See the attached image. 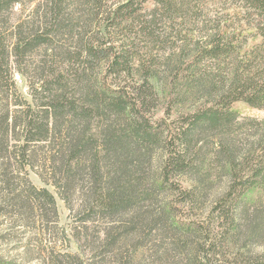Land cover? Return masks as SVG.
Listing matches in <instances>:
<instances>
[{"label": "trees", "instance_id": "1", "mask_svg": "<svg viewBox=\"0 0 264 264\" xmlns=\"http://www.w3.org/2000/svg\"><path fill=\"white\" fill-rule=\"evenodd\" d=\"M28 1L0 0V20H9L15 7L25 10ZM208 2L231 13H201ZM65 4L33 0L26 14L42 19L35 21L36 28H30L29 18L11 24L7 57L20 62L34 47L46 52L57 31L49 29L50 19L69 14ZM248 8L257 20L246 17ZM80 11L89 20L83 18L84 27L94 20L92 31L55 67L52 61L46 65V59L37 63L43 76L35 91L47 94H32L23 110L30 118L21 125L26 126L21 158L30 161L34 155L29 142L46 141L67 111L70 122L81 127H69L60 142L67 151L60 155L62 168L66 174L76 171L83 151L89 154L93 176L99 168L98 145L93 151L90 146L94 117L104 123L100 146L106 160L159 151L152 177V186L166 195L159 214L191 239L189 264H264V251H251L253 244L264 242V116L250 120L257 133L243 147L230 134L239 124L237 102L264 109V0H86ZM75 61L84 75L90 71L87 90L77 97L67 90L71 75H76V70L71 72ZM32 105L40 107V114L33 113ZM11 117L14 129L17 115ZM3 118L6 160L2 157L0 167L4 165L2 181L9 182L8 111ZM212 135L217 148L204 154L200 142ZM131 162L139 164L138 157ZM49 163L54 165V156ZM213 172L225 176L226 185L207 202ZM99 189L94 207L114 211L128 205V185ZM30 191L36 194L34 188ZM41 193L54 202L48 190Z\"/></svg>", "mask_w": 264, "mask_h": 264}, {"label": "rangeland", "instance_id": "2", "mask_svg": "<svg viewBox=\"0 0 264 264\" xmlns=\"http://www.w3.org/2000/svg\"><path fill=\"white\" fill-rule=\"evenodd\" d=\"M85 1L65 0L64 12L69 14H58L55 20L50 19L49 29L57 31L46 45L47 51L34 47L20 62L14 61L11 54L7 57L12 41L10 26L18 19L29 18L30 28H36L35 21L42 17L26 14L33 8V0H29L22 6L25 10L21 12L20 6L15 7L16 13L11 14L9 20H0V163L4 158L6 160L3 155L6 153L7 133L3 117L7 111L11 125L9 182L2 181L4 165L0 167V264H189L191 239L174 230L159 214L166 195L152 186V177L159 167L157 149H149L145 154L133 153L130 159L129 156L122 157L117 162L106 160L100 146L104 123H98V119L92 117L89 132L94 140L90 146L93 151V146L98 145L95 148L99 158L97 173L89 174V154L82 151L80 166L66 174L60 155L66 156L67 151L60 142L69 127L75 131L80 129L81 123L70 122L71 115L65 111L61 124L56 123L55 131L53 129L46 141L29 142L28 149L32 148L34 155L30 161L20 156L22 137L26 132V126L21 125L30 118L25 117L23 110L32 102V94L39 97L47 94V90L35 91L43 76L40 77L37 63L46 59V65L52 61L55 67L64 60L65 53L79 46L80 38L84 39L92 31L94 20L84 27L83 18L88 20V17L80 11ZM216 5L219 4L208 2L201 13L217 16L231 13L230 8ZM246 17L252 21L259 18L249 8ZM249 36L246 33L248 42ZM60 49L61 55L54 53ZM75 70L76 75H71L67 90L71 96H83L90 71L86 70L84 75L78 61L72 63L71 72ZM17 73L19 77L15 76ZM39 108L34 106L33 113L40 114ZM235 109L239 124L230 134L239 142L238 146L243 147L257 133L258 126L250 120L262 118L264 109L249 107L242 102H237ZM12 115H17L19 124L14 129ZM215 142V135L202 140L201 151L214 153ZM59 148L62 152H58ZM52 156L54 165L49 163ZM136 157L139 164L131 162ZM210 166H214V162ZM213 176L215 181L210 186L207 202L220 194L226 185L225 176L217 172H213ZM115 185H128V205L114 211L94 207L95 190L100 187L99 192L114 191ZM30 187L36 194L30 191ZM44 189L53 195L54 202L41 195ZM251 251H264V242L253 244Z\"/></svg>", "mask_w": 264, "mask_h": 264}, {"label": "built area", "instance_id": "3", "mask_svg": "<svg viewBox=\"0 0 264 264\" xmlns=\"http://www.w3.org/2000/svg\"><path fill=\"white\" fill-rule=\"evenodd\" d=\"M15 76H16V77H19V75H18V74H16Z\"/></svg>", "mask_w": 264, "mask_h": 264}]
</instances>
